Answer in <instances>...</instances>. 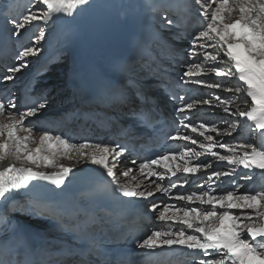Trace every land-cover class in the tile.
I'll list each match as a JSON object with an SVG mask.
<instances>
[{
	"label": "snow or ice",
	"instance_id": "1",
	"mask_svg": "<svg viewBox=\"0 0 264 264\" xmlns=\"http://www.w3.org/2000/svg\"><path fill=\"white\" fill-rule=\"evenodd\" d=\"M88 3L89 0H35L37 11L29 10L19 19H9L8 22L14 26L12 35L22 34L21 30L33 22L48 24L60 16L71 17ZM196 3L200 6L202 30L195 35L188 34L190 47L187 54L197 59L202 56L203 60L186 63L184 75L203 77L214 73L221 77V80L206 86L232 93L246 105L250 99L248 110L236 105L232 115L249 122L247 127L250 133L255 131L264 135V0H196ZM166 22L172 24L170 19H166ZM45 36V28L39 27L34 39L39 42ZM37 51L36 47L25 46L19 51L17 59L36 56ZM206 62H212V66H206ZM225 65L226 69L223 67ZM27 66L26 62H21L9 67L2 79L12 80L16 73ZM228 81L235 83L226 88L224 84ZM194 82L205 83L202 78ZM178 99L183 101L186 98ZM214 99L224 105L225 112L229 111L228 105L234 103L230 97L221 99L217 95ZM196 103L211 104L212 100L182 103L177 111L183 113ZM45 107L44 97L33 99L28 106H18L11 98H0V163L8 161L6 167H0V199L9 198L14 190L28 187L30 182L36 180L49 181L57 187L63 185L74 165L61 163L58 157L68 161H88L99 166L123 197L145 200L155 192L169 194L172 189L182 188L188 183L189 174L195 175L212 167L211 162L193 163L196 157L206 158L210 155L213 160L226 161L229 165L264 170V146L247 142H218L208 134L220 131L215 125L191 124L182 120L180 124L203 137V141L179 131L169 138L199 144L202 151L188 147L179 152L166 151L139 163L135 169L138 175H133L134 168L131 167L119 171L118 175V166L127 151L123 145L92 143L87 139L72 143L70 139L52 135L48 130L41 131L37 136L36 126L26 123V120L36 117ZM237 130V124L233 122L223 129V134L230 135ZM216 148L224 149L226 154L214 150ZM178 173L185 174V178L181 179ZM231 175V171H213L199 187ZM120 177L124 178L123 182ZM148 177L155 178L151 181L154 185L151 190L143 183L144 178ZM166 178L169 180L168 187L159 183ZM174 199L185 202V206L153 203L151 207L154 211L159 208L158 221L177 227L153 229L137 241L136 249L143 251L180 246L200 257L194 264H264V189L216 194L209 187L207 191L178 194ZM115 264L127 262L118 258Z\"/></svg>",
	"mask_w": 264,
	"mask_h": 264
},
{
	"label": "bare ground",
	"instance_id": "2",
	"mask_svg": "<svg viewBox=\"0 0 264 264\" xmlns=\"http://www.w3.org/2000/svg\"><path fill=\"white\" fill-rule=\"evenodd\" d=\"M203 2H207V0H203ZM166 0H89V3L86 6H81L73 16L66 17L60 16L53 22L48 24H44L43 22H33L31 26H26L25 29L21 30L22 34H18L13 36L15 46H21V48L25 46L36 47L38 48L36 56H29L27 58L17 59L18 54L9 55L1 64L0 68H9L11 66H16L21 62H26L27 67L21 69L20 72L16 73L12 80L4 81L0 79V88L4 87L8 89V92L11 94L9 98L14 99L18 102V90L20 86L24 83V81L28 78V75L34 70V68L39 63V55L45 50V45L48 41L52 40L54 36H56L57 31L63 29L64 32L70 35H84L89 42H95L97 40L96 36L103 35L107 39H115L118 38L119 35H122L126 31L132 29L135 26H138L142 23L145 17H151L154 21V25L160 31L158 37L164 41L165 45L162 47L161 43H155L156 46L150 48L152 51L154 49V57L149 56L150 58L137 60L132 63V68L129 71V75L135 77H144V80L147 83V88L156 83L157 79H152L151 74L146 71V68L152 69L156 71V69L160 66H169L170 62H172L170 68H182V70L178 71L180 76V82L185 85L184 91L181 92L182 96H188L190 99L205 100L211 99L212 104L218 106V110H214L217 107H213L212 104L206 106H196L192 109H186L183 113H180L181 121L183 120L185 123H194L201 122L207 123L209 125H215L216 127H225L233 122L237 124V132L233 137H230L228 134H223L222 131L219 132H209L208 134L212 135L215 140L222 143H252L255 146H264V135L259 132H249L246 124L241 122L238 119V116L232 115L233 112L236 111V105H239L242 110H246V107L251 104L250 99L249 103L246 105L243 100L236 99L232 93L224 92L221 89L209 88L207 86H203L201 84H197L194 81L197 79H203L205 84H211L215 81L221 80V77L215 76L214 73H209L203 77H187L184 75L186 71V67H184L183 62L182 65L180 61L182 59L188 58L190 61L200 62L203 60V57L200 56L199 59L197 57H192L187 54V50L190 47L188 34L192 35L196 34V27L194 23H199L194 19L193 14L200 16V6L196 3V0L187 1L183 7V10L177 14L173 15L165 9ZM5 16L7 20L15 18L19 19L25 14L27 11H37L38 7L35 5V0H7L5 4ZM157 16V18H156ZM196 17V16H195ZM201 17V16H200ZM202 18V17H201ZM166 19H170L172 21L171 25H168ZM173 22L179 24V27H173ZM9 23V22H8ZM39 27H44L46 36L44 39L37 42L34 39V36L38 34ZM9 28L11 33L14 31V26L9 23ZM177 38L181 40V45H177ZM183 49V50H182ZM211 50V49H210ZM160 53L164 55L162 57L159 56ZM166 55L171 56V61H169ZM70 57L66 54H59L56 57V60L49 65V70L46 74H38L42 68H40L34 75L38 74L37 81L35 83L34 93H37L43 88H50L51 94L54 92H61L62 96L57 98L55 105L50 102H46V107L41 110L39 114H37L34 118H27L26 123H31L36 126V135L38 136L41 131H44V125L47 121H54L55 119H59L61 114H63V118L61 117L60 123L62 125H71V121L73 119H68L65 116L67 113L72 111H79L82 109V105H79L74 100V95L68 87L67 80V70L68 63L70 62ZM206 66H212V62H206ZM225 69L227 66H223ZM153 74V73H152ZM137 75V76H136ZM234 81L225 82L224 87H232ZM20 84L18 88L14 86ZM204 84V85H205ZM177 89V88H176ZM48 90V89H46ZM116 96L121 99L119 102L111 105L109 107L110 115L113 117L115 122H120L123 118H120L119 111L127 110V107L139 106L141 105L140 100H137L134 96V91L139 92L140 94L144 93L146 98L149 100L150 104L154 103L151 96H149L146 92L141 90L138 86L134 85L132 82L127 79L121 80L118 85H116L115 89ZM33 93V94H34ZM40 95V94H39ZM219 95L221 99L231 98L234 103L229 104V111L225 112L224 105L220 104L218 101L214 99L215 96ZM42 97V96H41ZM49 100V99H48ZM47 100V101H48ZM50 101V100H49ZM18 105V104H17ZM211 107V108H210ZM55 109H60L61 111L53 112ZM52 135H59V131H50ZM183 134L191 135L194 139L198 141H203V137H199L197 133H192L190 128H184ZM108 144V143H106ZM176 152L183 150L185 147L193 148L196 151H202L199 148V144L193 145L190 141L178 142ZM219 151L221 154H226L224 149L216 148L214 149ZM59 162L64 164H73V171L81 168L82 166L90 163L88 161L78 162L76 160L68 161L63 157H58ZM196 161H200L202 163H212V167L210 169H205L202 172H199L195 175L189 174L187 177L188 183L185 184L187 187L186 191H180L178 188L172 189L168 195V199H153L150 203V207L153 203L157 205L162 204H175L178 206H185V202L177 201L174 197L178 194L187 193L188 190L192 191H207L209 187L215 193H224L227 191H236L239 193L247 192V191H257L264 189V178L261 179L256 175H245L242 174L239 169L234 165L225 164L223 167L216 165L218 161L213 160V158L209 155L205 157H196L193 163ZM8 161L0 163V167H6ZM126 167L134 168L133 175H138V171L135 170V166L132 162L127 158H122L121 163L118 166V172L124 170ZM234 169V171H233ZM48 171H52L53 169H47ZM72 171V172H73ZM213 171L220 172H232L231 176L221 177L219 180H213L210 184H206L203 187H199L204 181H206L207 176L210 175ZM181 179L185 178V174L178 173L177 174ZM251 177L250 179H244L243 177ZM123 182L124 178L120 177ZM155 179L154 177L144 178L143 183L144 186L151 190L154 185H152L151 181ZM175 179V178H172ZM168 178L164 181H159L164 187H168L169 183L167 182ZM232 182H235V185H231ZM162 193V192H159ZM156 192L154 193V195ZM165 194V193H163ZM192 206H197V204H193ZM31 205L27 204L23 199H14L9 201L5 208L9 211L10 214L24 220H31L38 225L46 228L47 230H56L57 227L49 222L41 221L34 219V217L30 214ZM207 207V206H205ZM159 208L154 211L157 216ZM177 227L171 224L163 223L158 221L155 229L163 228L167 230L168 227ZM175 258L170 264H194V261L198 260L199 256H190L186 252H179L174 254Z\"/></svg>",
	"mask_w": 264,
	"mask_h": 264
},
{
	"label": "rangeland",
	"instance_id": "3",
	"mask_svg": "<svg viewBox=\"0 0 264 264\" xmlns=\"http://www.w3.org/2000/svg\"><path fill=\"white\" fill-rule=\"evenodd\" d=\"M195 24V27L197 28L196 29V33L198 32V31H200V30H202V20H201V23H194ZM205 83H203V84H201V85H203V86H206L207 84H205ZM46 91H48V90H46ZM62 95H61V93L60 92H54V94H49V96H48V99L50 100H48V102H50L51 104H53L54 106H55V102H56V100H57V98L59 97H61ZM46 102H47V99H46ZM200 105H202V106H206V105H209V104H203V103H199ZM212 104V103H211ZM213 105V107H217V108H215L214 110H218V106H216V105H214V104H212ZM207 107V106H206ZM211 108V107H210ZM228 126V125H227ZM227 126H225V127H221V126H219V127H217V129H219L220 131H223V129L224 128H226ZM234 132V131H233ZM236 132V131H235ZM232 134V133H231Z\"/></svg>",
	"mask_w": 264,
	"mask_h": 264
}]
</instances>
